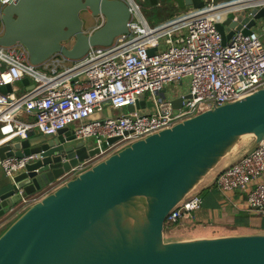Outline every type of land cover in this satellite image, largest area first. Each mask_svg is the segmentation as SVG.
<instances>
[{
    "label": "water",
    "instance_id": "water-1",
    "mask_svg": "<svg viewBox=\"0 0 264 264\" xmlns=\"http://www.w3.org/2000/svg\"><path fill=\"white\" fill-rule=\"evenodd\" d=\"M160 1L203 7L201 0ZM96 18L99 26L84 32ZM129 19L121 0H15L0 14V47L22 48L34 66L57 55L77 61L127 34ZM215 27L223 44L235 32L259 35L264 8L227 12ZM20 83L32 88L27 78ZM11 92L10 85L0 87L1 94ZM171 105L180 108L181 100ZM145 106L151 104L140 96L125 111ZM33 134L35 141L0 144V161L39 154L12 178L0 177V226L13 218L0 234V264H264V234L164 240L166 219L179 203L242 141H251L248 153L264 141V88L134 141L70 176L118 138L76 141L70 128L49 138Z\"/></svg>",
    "mask_w": 264,
    "mask_h": 264
},
{
    "label": "built area",
    "instance_id": "built-area-1",
    "mask_svg": "<svg viewBox=\"0 0 264 264\" xmlns=\"http://www.w3.org/2000/svg\"><path fill=\"white\" fill-rule=\"evenodd\" d=\"M15 0H0V14ZM129 8L128 33L109 47H95L81 59L68 61L54 56L41 66L31 65L20 48L0 47V144L10 139L26 140L37 130L55 135L72 128L76 141L91 137L98 142L118 138L92 161L78 164L67 175L85 170L94 161L191 118L213 106L244 99L264 88V43L256 32H235L224 44L215 25L227 12L264 8V0H201L203 7L188 10L179 17L151 24L144 11L152 5L139 0H121ZM162 6V3H161ZM153 54L149 55V51ZM27 78L32 86L14 93L13 86ZM187 91L165 99L168 85H182ZM151 106L85 121L101 113L105 106L121 111L135 106L139 97ZM179 98L180 108L171 100ZM39 154L0 161L6 178L34 161ZM63 161L66 155H61ZM264 141L237 163L227 167L215 180L223 194L241 191L246 204L264 214ZM56 185L47 187L44 194ZM35 198H39L35 197ZM33 198V199H35ZM202 200L189 194L168 215L166 226L191 227Z\"/></svg>",
    "mask_w": 264,
    "mask_h": 264
},
{
    "label": "crops",
    "instance_id": "crops-1",
    "mask_svg": "<svg viewBox=\"0 0 264 264\" xmlns=\"http://www.w3.org/2000/svg\"><path fill=\"white\" fill-rule=\"evenodd\" d=\"M144 1L143 3H148ZM152 7H148L145 11L147 14L157 15L162 18L163 23L167 20L176 18L184 14L188 10L180 5L179 8L162 4L161 1L156 0ZM175 12V13H173ZM144 13V12H143ZM144 17L149 22L148 17ZM150 23V22H149ZM157 24V23H151ZM261 41L264 43V32L259 34ZM27 87L21 83H16L13 86L14 93H22ZM123 110V109H122ZM117 110H111L105 106L101 113H97L95 119H101L107 116H114L113 113ZM126 113V111L120 112ZM72 129V127H70ZM35 131V130H34ZM32 131L31 133H33ZM30 133V134H31ZM2 134L0 132V139ZM250 140L242 141L238 147L226 158L221 164L198 186L195 192L202 200V206L195 214V219L191 227L195 229L190 233H179L176 237H172L170 241L199 239V238H214L231 235H250V234H264V214L255 209H250L246 204V194L238 191L233 194H223L215 187L216 178L229 166L241 160L246 153L250 144ZM4 176L3 170L0 167V177ZM264 182V176L261 179ZM38 198L33 199L37 200ZM1 224H8V221ZM165 234H167L165 232ZM174 235V234H172Z\"/></svg>",
    "mask_w": 264,
    "mask_h": 264
},
{
    "label": "rangeland",
    "instance_id": "rangeland-1",
    "mask_svg": "<svg viewBox=\"0 0 264 264\" xmlns=\"http://www.w3.org/2000/svg\"><path fill=\"white\" fill-rule=\"evenodd\" d=\"M173 13H175V12H173ZM144 14L148 17L150 23H157L158 24V22H162V18L157 16V15H155V14L154 15L147 14V13H145V11H144ZM85 15L86 14L81 13L80 17L84 19ZM99 24H100V20L99 19H97V18L93 19L91 21V23L86 24V25L83 26V31L84 32H91L94 29H96L99 26ZM1 31H2V24L0 22V33H1ZM71 45H72V42L67 43L68 47H70ZM16 48L20 49L19 47H16ZM186 91H187V80H185L181 86L180 85H168V86H166V91H165V94L163 95V97H165V99L175 98V97H178L181 94H184ZM123 111H125L124 108L120 112H123ZM113 115L114 116H107V117L118 116L119 115V111H114ZM95 116H96V114L91 116V117H89V118H87V119H85V121L94 120ZM71 127L73 128L75 126H71ZM39 135H41V134H39ZM41 136L44 137V138H49L52 135H49V136L41 135ZM28 138H30L31 140L35 141V137H34L33 133L29 134ZM87 140L89 142H92V143L93 142L94 143L97 142V138H95V137H91V138H89ZM12 220H13V218H12ZM11 221H8V224L3 225L0 228V234L5 228H7V226L10 224ZM194 229H195V226L194 227H188V226H184V225L183 226H170V227L166 226L165 232L167 234H165V232H164V240L165 241H170L172 237H176V235H178L179 233H181V234L182 233H190ZM172 234H174V235H172Z\"/></svg>",
    "mask_w": 264,
    "mask_h": 264
},
{
    "label": "trees",
    "instance_id": "trees-1",
    "mask_svg": "<svg viewBox=\"0 0 264 264\" xmlns=\"http://www.w3.org/2000/svg\"><path fill=\"white\" fill-rule=\"evenodd\" d=\"M1 67H2V65H0ZM246 154H248V153H246Z\"/></svg>",
    "mask_w": 264,
    "mask_h": 264
},
{
    "label": "flooded vegetation",
    "instance_id": "flooded-vegetation-1",
    "mask_svg": "<svg viewBox=\"0 0 264 264\" xmlns=\"http://www.w3.org/2000/svg\"><path fill=\"white\" fill-rule=\"evenodd\" d=\"M72 41H73V40H72ZM72 41H71V42H72ZM72 43H73V42H72Z\"/></svg>",
    "mask_w": 264,
    "mask_h": 264
}]
</instances>
